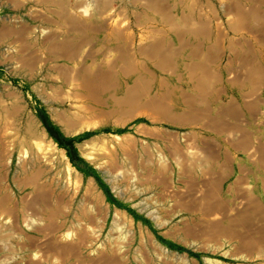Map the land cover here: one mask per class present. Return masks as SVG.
<instances>
[{"label":"rangeland","instance_id":"374dc122","mask_svg":"<svg viewBox=\"0 0 264 264\" xmlns=\"http://www.w3.org/2000/svg\"><path fill=\"white\" fill-rule=\"evenodd\" d=\"M242 2L240 28L264 45V0ZM195 6L205 0H0L18 38L0 46V264H217L226 176L209 143L186 140L193 128L168 124L187 86L166 77L187 70L168 63L187 45L171 30ZM138 29L147 39L130 41ZM160 30L165 69L149 50Z\"/></svg>","mask_w":264,"mask_h":264},{"label":"crops","instance_id":"0c3cea01","mask_svg":"<svg viewBox=\"0 0 264 264\" xmlns=\"http://www.w3.org/2000/svg\"><path fill=\"white\" fill-rule=\"evenodd\" d=\"M242 14V0H205L203 8L194 7L185 29L171 30L173 38L187 45L177 58L168 55L169 62L187 65V70L166 76L180 79V84L186 80L187 85L173 95L168 124L193 128L186 140L209 143L205 157L219 160V172L226 176L220 181L214 221L218 245L210 250L218 254L217 264H264V45L254 32L243 33L237 21ZM14 31L12 25L0 26V46L4 40L17 45ZM143 31L127 35L130 41H143ZM160 31L148 37L154 41L149 46L162 44ZM140 46L147 54L148 46ZM59 49L50 53L67 56L64 45ZM208 66L218 68L219 87L211 82ZM162 77L156 72V80ZM158 88L156 83L155 98ZM206 115L211 116L208 122ZM201 128L207 133H198Z\"/></svg>","mask_w":264,"mask_h":264},{"label":"bare ground","instance_id":"6f19581e","mask_svg":"<svg viewBox=\"0 0 264 264\" xmlns=\"http://www.w3.org/2000/svg\"><path fill=\"white\" fill-rule=\"evenodd\" d=\"M156 45H157V44H156ZM152 46H153V47H152ZM152 46H151L152 49H149L150 46H149L148 49H149L150 51L152 50V52H153L152 55H153L154 59H155V57H158V59H159V60H158V61H159V65H157V66H160V68H161V67L165 64V62L167 63L168 56H165V54L163 53L162 48L164 49V47H163L162 45H161L162 47L160 46V44H159L158 46H155V45H152ZM150 51H149V52H150ZM150 54H151V53H150ZM154 54H155V56H154ZM152 55H149V58H150V56H152ZM153 57H152V59H153ZM166 57H167V58H166ZM150 60H151V59H150ZM169 60H170V59H169ZM158 61H157V62H158ZM157 62H156V63H157ZM168 62H169V61H168ZM157 64H158V63H157ZM157 66H156V67H157ZM163 67H164V66H163ZM192 71H193V70H192ZM194 73H195V72H194ZM194 73H193V74H194ZM193 74H192V75H193ZM195 75H196V73H195ZM193 76H194V75H193ZM193 76H192V77H193ZM192 77H191V78H192Z\"/></svg>","mask_w":264,"mask_h":264}]
</instances>
